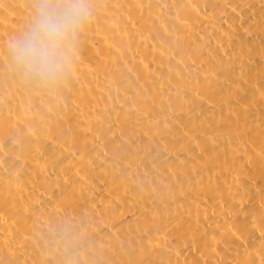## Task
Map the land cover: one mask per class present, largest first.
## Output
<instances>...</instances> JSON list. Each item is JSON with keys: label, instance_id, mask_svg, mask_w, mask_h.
Here are the masks:
<instances>
[{"label": "bare ground", "instance_id": "6f19581e", "mask_svg": "<svg viewBox=\"0 0 264 264\" xmlns=\"http://www.w3.org/2000/svg\"><path fill=\"white\" fill-rule=\"evenodd\" d=\"M55 88L0 0V264H264V0H88Z\"/></svg>", "mask_w": 264, "mask_h": 264}, {"label": "clouds", "instance_id": "9594fccd", "mask_svg": "<svg viewBox=\"0 0 264 264\" xmlns=\"http://www.w3.org/2000/svg\"><path fill=\"white\" fill-rule=\"evenodd\" d=\"M91 14L88 0H32L29 26L11 46L19 78L42 88L57 87L70 69Z\"/></svg>", "mask_w": 264, "mask_h": 264}]
</instances>
